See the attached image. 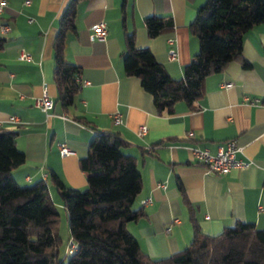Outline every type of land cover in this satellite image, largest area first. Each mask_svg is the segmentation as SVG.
Returning a JSON list of instances; mask_svg holds the SVG:
<instances>
[{
    "label": "crops",
    "instance_id": "obj_1",
    "mask_svg": "<svg viewBox=\"0 0 264 264\" xmlns=\"http://www.w3.org/2000/svg\"><path fill=\"white\" fill-rule=\"evenodd\" d=\"M3 1L0 27L4 24L10 30L5 33L0 28V38L5 40L0 51V126L17 132L16 146L25 156L12 171L14 181L20 186L46 182L54 204L50 174L66 187L83 188L86 179L77 160L87 154L97 131H111L128 144L122 151L135 157L142 178L133 208L144 215L125 228L150 258L169 256L191 241L189 212L177 182L201 233L216 235L236 222L264 229V23L247 30L238 60L204 79L195 111L179 102L172 114L160 116L139 79L123 74L121 0H79L76 31L66 34L63 49L64 60L79 68V90L71 106L62 110L54 102L51 45L57 19L69 0ZM204 1L129 0L125 23L134 35V46L148 48L174 79L182 77V67L199 49L197 37L187 27ZM151 15L170 18L173 27L149 38L142 19ZM97 22L106 24V37L91 41L88 34ZM171 48L175 55L168 59ZM20 50L31 58L20 61ZM243 62H249L247 68ZM42 87L53 102L45 112L34 103ZM114 115L120 116L118 124L112 122ZM140 126L146 132L138 137L135 132ZM162 139L171 141L157 144ZM230 140L240 146L237 157L248 162L244 168L207 173L206 166L192 157L193 148L213 154ZM59 143L67 146L68 155L58 154ZM149 146L151 152L146 150ZM161 183L164 189L158 187Z\"/></svg>",
    "mask_w": 264,
    "mask_h": 264
},
{
    "label": "trees",
    "instance_id": "obj_2",
    "mask_svg": "<svg viewBox=\"0 0 264 264\" xmlns=\"http://www.w3.org/2000/svg\"><path fill=\"white\" fill-rule=\"evenodd\" d=\"M78 2H67L57 19V32L51 45L54 102H59L62 110L71 106L79 90V68L63 58L65 36L76 31ZM130 4L129 0H121L119 5L124 36L120 52L123 74L139 79V85L151 96L160 116L172 114L179 102L195 111L204 91V79L238 60L247 30L264 23V0H205L187 27L197 37L199 49L182 67V77L174 79L148 48L134 46V35L125 23ZM142 22L149 38L173 27L170 18L154 15L144 16ZM4 43L0 38V51ZM248 65L249 62H243L242 67ZM261 104L264 105V98ZM16 136V131L0 126V264H264V229L252 223L236 222L216 235L201 233L191 203L178 182L180 199L189 212L191 241L159 259L140 251L125 225L144 215L141 209L133 208L142 178L135 157L122 151L128 144L111 131H97L87 154L77 160L86 179L83 188L66 187L54 174L49 176L67 217L68 239L76 246L68 257L61 258L56 230L58 211L50 200L47 183L40 180L20 186L11 177L12 171L25 161L16 146ZM165 141L171 139H162L157 144Z\"/></svg>",
    "mask_w": 264,
    "mask_h": 264
},
{
    "label": "built area",
    "instance_id": "obj_3",
    "mask_svg": "<svg viewBox=\"0 0 264 264\" xmlns=\"http://www.w3.org/2000/svg\"><path fill=\"white\" fill-rule=\"evenodd\" d=\"M3 6H5V2L2 0L0 3V11L3 9ZM2 32H8L10 29L6 25L3 24V26L0 27ZM107 26L103 22H97L93 23L91 27V31L88 34V37L91 41L98 40L102 41L105 39ZM171 40H168L167 43L170 44ZM175 55V51L171 48L167 52L168 59H173ZM18 58L20 61H27L31 58V54H28L26 52H23L20 50L18 52ZM226 88L230 87L231 84H224ZM42 93L39 97L35 99L36 107L40 109V111L45 112L53 107V102L48 97L49 94L45 87H42ZM112 122L115 124H118L120 122V116L114 115L112 118ZM146 132L145 126H140L137 131L135 132L136 136L141 137ZM146 150L151 152L150 146L146 148ZM58 154H60L62 157L69 154V150L67 149V146L64 143H59L57 148ZM192 151V157L195 161L204 164L205 171L207 173L212 174H225L228 171L232 169H240L244 168L248 165V162L245 160H242L237 157V154L241 152L240 146H237L235 143V140L226 141L223 145H220L217 151L213 154L209 152L206 148H193ZM158 187L164 189V184H158ZM149 202L148 200H144L143 203ZM68 249L67 252H71L72 250H75L76 246L74 243L68 242Z\"/></svg>",
    "mask_w": 264,
    "mask_h": 264
},
{
    "label": "rangeland",
    "instance_id": "obj_4",
    "mask_svg": "<svg viewBox=\"0 0 264 264\" xmlns=\"http://www.w3.org/2000/svg\"><path fill=\"white\" fill-rule=\"evenodd\" d=\"M55 192V191H54ZM52 200L54 201V205L57 208V213H58V218H59V223L57 224V232H58V238H59V256L62 258L64 256L68 257L69 252H67L68 249V242H69V230L67 228V217L65 216L63 206L60 204L59 197L57 193H52Z\"/></svg>",
    "mask_w": 264,
    "mask_h": 264
}]
</instances>
